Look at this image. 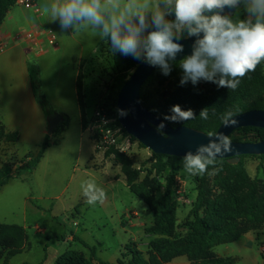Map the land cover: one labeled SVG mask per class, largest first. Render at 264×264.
<instances>
[{"label": "rangeland", "instance_id": "374dc122", "mask_svg": "<svg viewBox=\"0 0 264 264\" xmlns=\"http://www.w3.org/2000/svg\"><path fill=\"white\" fill-rule=\"evenodd\" d=\"M16 5L24 7L17 3ZM246 18L247 13L243 4H241L232 19L243 20ZM86 30L85 36L80 37H85L86 48L85 58L82 67H80L82 73L77 82L78 96L81 101L79 103L84 113L82 124L78 115L74 95L75 80L72 72L73 67L72 63L71 65L69 64V61L74 60L69 58V56L57 60L59 63L51 66L46 72L41 71L40 66L35 64L40 70L39 79L44 97L50 103L52 110L56 114L62 115L63 119L65 117L68 118V133L71 137L75 138L74 141L76 142V145L73 146L72 150L59 165L60 168L57 167L58 170L50 172L51 175L48 177V185L44 193V196L49 199L39 200L37 204L45 208L47 219H50L55 214L56 217H54V220L60 221L61 223L64 220L75 219L81 224L90 225L96 218L102 220L103 213L99 209V206L96 205L97 203H87L81 188V184L84 181L91 180L82 172L86 168L89 169L93 163L91 161V147L93 146L96 149L95 138L87 129V124L93 119L95 112L99 108L105 107L110 110L112 109L114 99L118 97L115 85L117 77L120 75L127 77L132 71L127 69L126 63L114 55L104 39H101L90 29L86 28ZM60 66L64 70V73L60 76L61 79L59 80L58 70ZM76 66L74 65L75 68ZM182 75V69L179 67V64L176 67H172L171 73L167 76L163 75L161 70H159L144 87L143 100L146 106L149 108L165 107V105L175 100V96L182 89L198 91L208 98L215 99L219 96H228L235 92L243 91L250 87L259 76L264 75V62H261L255 71L249 72L241 78L235 90L218 87L214 83L205 81H201L197 85L188 82L181 86L180 80ZM51 97H57L56 99L62 101L60 102L59 109L62 113L57 111L58 108L55 110ZM62 122L56 129L58 130L57 134L65 128V126H62ZM81 132L84 134L83 146L80 143ZM57 134L51 136L53 139L50 138L51 142H59L60 136ZM229 139L230 141L238 142H258L264 140V131L241 128L235 131ZM107 151L97 149L96 152L95 150L93 151L92 154L95 156L94 164H96V167H100V170L92 171L98 173L99 180L102 182L114 181L111 187L116 188V191H114L115 194H121L117 198V201H125L129 207L132 206L131 209L139 212L140 220L132 228L135 233V238H129L119 248V251L116 252L117 257H112L107 260L100 258L97 251L92 256L89 249L90 246L86 242V244L73 242L66 245L52 262L43 261L40 264H56L58 258L67 252H75L85 260H93L95 264H99L100 262L118 264L119 261H122L123 264H133L131 250H136L145 257H148L153 253V247L155 245L172 241L174 238L182 241L190 240L191 243L195 241L202 242L206 238L207 232L201 229V223L208 226L209 232H213L223 227L230 220H234L246 213V203L251 187H255L257 190L256 203L260 216L263 218V223L258 229L249 230L240 238L246 235H255L258 237L264 235L263 158L254 156L245 158L243 162L245 173L241 169H237L235 167L236 165L227 162L214 166L220 169L217 174L209 175L205 173L203 176H192L188 174L184 170L182 159L173 186V201L168 203V200L165 201L166 198H164L166 188L165 174L158 172L154 168L156 160L151 150L143 147L137 139H131L130 149L126 151L114 149L108 153ZM24 158L22 157V159ZM45 159L38 166L37 175L41 173L43 167L46 165ZM10 161L11 163H3L0 160V163L11 164L12 166H18L20 164V160L17 159H11ZM127 166L140 172L137 182L142 187L140 196L135 195L126 186L127 183L125 184L123 182L122 175L125 174L124 169ZM212 170L213 167H209L208 171L211 172ZM118 179H120V182H116ZM95 182L104 189L99 182ZM227 188L232 191L231 194L227 191ZM132 199L136 201V204L131 205ZM83 203L86 205H83ZM207 206L215 208L216 214L208 211ZM165 219H168L170 222L172 221V226L165 223ZM73 223L75 226L79 225L76 221ZM70 230L69 227L65 229L66 233L70 232ZM92 232L95 231L93 230ZM94 234L97 233L95 232ZM58 239V243L62 244L63 235ZM39 242L40 240H36L34 244L37 246ZM7 253L8 251L4 247H0V264H4ZM34 255H36L34 260H40L39 253ZM21 259L22 256L16 255V257H13L9 261V264H21ZM184 261L192 264L187 255L177 256L165 262V264H186L187 262L185 263ZM211 261L207 259L203 262L200 261L199 264H212ZM77 263L80 264V261Z\"/></svg>", "mask_w": 264, "mask_h": 264}, {"label": "crops", "instance_id": "0c3cea01", "mask_svg": "<svg viewBox=\"0 0 264 264\" xmlns=\"http://www.w3.org/2000/svg\"><path fill=\"white\" fill-rule=\"evenodd\" d=\"M51 3L52 0H38L43 16L37 15L33 10L15 5L8 11L0 28L2 33H13L19 30L37 32L41 28H45L52 30L57 36L56 46L49 48L45 53L30 50L27 44H16L12 41L9 42L7 50L0 53V119L7 131L16 132L19 135V140L15 144L5 142L0 144V160L3 163H11V159L21 162L22 157L29 153L36 156L49 134L47 115L33 92L29 71L31 64H38L41 71L46 72L51 66L59 63L57 60L68 56L74 60L69 61V64L72 63L73 67L71 68L75 80L76 107L81 124L83 123L84 113L79 103L77 82L82 73L80 67H82L85 58L86 48L85 37H80L85 36L87 30L86 28H81L78 31H73L71 28L62 30L59 20L51 22L50 15L43 11V6H50ZM36 39L39 43L45 40L40 35H37ZM74 65H77L76 68ZM63 73L64 70L60 66L58 77ZM56 98L51 97L53 101L51 102L55 110L58 108L57 111L60 112V102L62 101ZM59 136V142H51V146L45 151L34 171L20 177H11L0 186V222L21 226L27 230L28 239L25 250L17 255L22 256L21 264L52 262L66 245L77 242L74 241V236L95 248L98 256L102 259L117 257L116 252L119 251V248L129 238H135L132 228L140 220V214L137 210L131 209L132 206L129 207L125 201H117L121 194H115L116 188L111 187L114 181L102 182L99 180L98 173L92 171L100 170V167H96L94 164L95 156L92 153L94 150L96 152L95 147H91L93 163L89 169L86 168L82 173L87 178L99 182L107 194L103 203L97 202L96 204L103 213L102 220L96 218L90 225L81 224L75 219L64 220L61 223L54 220L55 214L47 219L45 208L37 204L39 200L49 199L44 196V193L48 185V177L51 175L50 172L58 170L57 167L60 168L59 165L63 159L76 145L75 138L68 133V126L59 133ZM83 138L84 134L81 132L80 143L82 146ZM44 158H46V165L37 175L38 166ZM122 176L123 182L126 184L125 177ZM116 182H120V179ZM132 200L131 205L136 204V201ZM83 205L86 204L83 203ZM131 212H136L138 216L132 214L129 217ZM75 221L79 224L78 226L74 225ZM68 227L71 230L66 233L65 229ZM93 230L97 234H94ZM61 235H63L62 244L58 243V238ZM36 240H40L37 246L34 244ZM262 245H264V235L261 237L246 235L231 244L216 246L212 252L218 258L232 259L234 264H264V255L260 252ZM38 253L40 260H34L36 256L34 254ZM186 262L189 264L188 261Z\"/></svg>", "mask_w": 264, "mask_h": 264}, {"label": "clouds", "instance_id": "9594fccd", "mask_svg": "<svg viewBox=\"0 0 264 264\" xmlns=\"http://www.w3.org/2000/svg\"><path fill=\"white\" fill-rule=\"evenodd\" d=\"M241 4L246 19L233 20L223 14L226 8ZM43 11L51 22L59 20L62 30L88 28L110 40L114 52L159 67L165 76L171 73L177 54L184 51L178 41L196 37L191 54L179 61L181 86L205 81L235 90L241 78L264 62V0H52ZM170 111L172 114L164 117L170 122L195 118L191 109L182 110L179 105ZM200 118H209V108L201 110ZM222 120L225 127L238 123L233 111L225 112ZM164 128L162 122L156 131L163 133ZM208 137L214 139L183 157L184 170L192 176L217 174V157L232 150L223 133L209 132ZM209 166H213L211 172ZM81 188L88 204L106 199L105 190L93 180L84 181Z\"/></svg>", "mask_w": 264, "mask_h": 264}, {"label": "trees", "instance_id": "16d2710c", "mask_svg": "<svg viewBox=\"0 0 264 264\" xmlns=\"http://www.w3.org/2000/svg\"><path fill=\"white\" fill-rule=\"evenodd\" d=\"M17 0H0V28L7 16L8 11L16 5ZM174 19V17H169ZM154 30V29H150ZM187 38V37H185ZM183 38V39H185ZM181 39V40H183ZM105 40V39H104ZM179 40V41H181ZM178 41V42H179ZM108 43L110 50L114 53L116 57H119L124 63H126L127 69H130L132 72L124 77L122 75L118 76L116 79V88L117 96L122 89L125 82L130 78L133 71L142 63V61L134 59L131 56H124L119 52H114L111 48L110 40H105ZM172 67H176L179 62H171ZM158 69L144 84L141 90V99L143 104L146 106L143 100V90L144 87L151 81L152 77L159 71ZM31 73L33 92L36 100L41 105L43 111L46 113L47 118L50 119L54 117L56 112L52 110L50 103L44 97L41 84H40V70L35 65L31 64L29 67ZM80 94V88H79ZM79 102L80 99H79ZM174 105L181 106L182 110L191 109L195 118L191 120H186L182 122H170L165 120L164 117L171 115V108ZM147 107V106H146ZM105 108V107H104ZM153 113L159 116L162 120L169 123L170 125L177 126H188L201 130L205 133L213 132L216 133L219 127L223 124L222 116L227 111H233L235 115L244 113L249 110L259 109L264 110V75H261L257 80L247 89L228 96H219L215 98H208L204 94L194 91V90H181L175 96L170 104L161 106L159 108H149ZM204 108H209V118L207 120L200 118V112ZM109 115L118 118V109H117V98L114 99L112 109L105 108ZM63 127L68 125V118L63 119ZM246 130H256L264 131V129L247 127ZM239 130V129H238ZM58 130L54 133H49L41 147L39 153L34 156L32 153H29L25 158L20 162V164L14 168L11 164H2L0 163V186L3 185L11 177H20L25 173H31L35 170L41 158L44 156L45 151L51 146V136L57 134ZM61 132V131H60ZM59 135V133L57 134ZM230 138V137H229ZM132 140H136L131 136ZM19 140V135L16 132L7 131L6 127L3 125L0 119V142L5 143H17ZM57 142V141H56ZM55 142V143H56ZM142 145V144H141ZM143 146V145H142ZM144 147V146H143ZM115 148H110L109 151L114 150ZM108 155V154H107ZM153 156L156 160L154 168L165 174L166 188L164 191L165 201L168 200V203L173 201V186L175 184V177L180 168V162L183 158L175 156H166L158 155L153 153ZM254 155H245L241 156V161L235 167L244 171V159ZM264 159V155L254 156ZM227 159H217L216 165L220 163H227ZM213 167V166H209ZM124 176L126 179L127 186L130 190L137 196L141 195L142 187L139 185L138 178L140 172L134 170L131 167L127 166L124 169ZM227 191L231 194V190L227 188ZM257 190L255 187H251L249 190V197L246 203V213L239 216L234 220H230L223 227H220L213 232H209L208 226L204 223H201L200 227L202 230L207 232L206 238L200 242L195 241L193 243L190 240H179L174 238L172 241H167L163 243H158L153 247V253L148 257H145L142 253H139L136 250H131V255L133 259V264H165V262L170 261L171 259L177 256L187 255L192 264H199L208 260H212V264H234V261L229 258H218L212 252L213 248L220 245L231 244L236 242L245 232L253 229H258L263 223V218L260 216V213L257 208L256 198ZM207 210L211 211L212 214H216V210L213 207L207 206ZM165 223H168L172 226V221L165 219ZM74 241L84 243L79 237L74 236ZM27 233L26 230L17 225H8L0 222V247H4L8 253L5 259L4 264H9V261L18 254H21L26 246ZM166 246V247H165ZM91 255H95V248L89 247ZM95 264L93 260H85L83 257L78 255L75 252H67L60 258H58L56 264ZM99 264H109L105 262H100ZM118 264H123L122 261H119Z\"/></svg>", "mask_w": 264, "mask_h": 264}, {"label": "water", "instance_id": "95a60500", "mask_svg": "<svg viewBox=\"0 0 264 264\" xmlns=\"http://www.w3.org/2000/svg\"><path fill=\"white\" fill-rule=\"evenodd\" d=\"M237 9L226 8L223 14L233 17ZM195 39L196 37H187L179 41L184 46V51L178 53L176 60L172 62H179L184 56L190 55ZM158 69L159 67L142 62L133 71L117 97V109L127 113L122 116L118 112L119 122L130 136L137 139L139 143L153 153L183 158L187 152L195 153L198 146L207 145L210 139L214 138H209L207 133L188 126L174 127L143 104L141 99L142 87ZM235 119L238 120L236 125L225 127L222 124L216 133H223L230 137L241 128L264 129V110H249L235 115ZM62 120L63 116L60 114L48 119V133H54ZM162 122L165 124V128L163 133H159L156 128ZM231 149L223 156H218L217 159H227L230 164L237 165L241 161V156L264 155V140L258 142L231 141Z\"/></svg>", "mask_w": 264, "mask_h": 264}, {"label": "built area", "instance_id": "2783aa9c", "mask_svg": "<svg viewBox=\"0 0 264 264\" xmlns=\"http://www.w3.org/2000/svg\"><path fill=\"white\" fill-rule=\"evenodd\" d=\"M16 3L43 16L38 0H17ZM37 35L44 37V42L39 43L36 39ZM10 41L16 44H27L30 50L45 53L49 48L56 46L57 36L52 30L45 28H41L37 32L22 30L13 33L0 32V53L7 50ZM87 129L95 138L97 150L107 151L110 148H115L126 151L131 147V136L125 131L119 120L109 115L104 107L95 112L93 119L87 124ZM132 214L138 216L136 212H131L129 217ZM260 252L264 255V245L260 247Z\"/></svg>", "mask_w": 264, "mask_h": 264}]
</instances>
